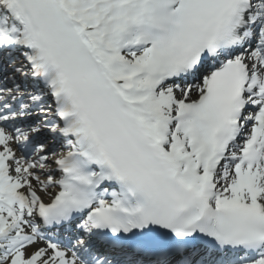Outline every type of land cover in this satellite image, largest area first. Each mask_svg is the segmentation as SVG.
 Here are the masks:
<instances>
[{
  "label": "bare ground",
  "instance_id": "obj_1",
  "mask_svg": "<svg viewBox=\"0 0 264 264\" xmlns=\"http://www.w3.org/2000/svg\"><path fill=\"white\" fill-rule=\"evenodd\" d=\"M96 2H101L97 6H95ZM1 3V0H0ZM64 4L68 7V14L76 20L83 22L86 26L84 31V36L86 41L89 43L91 47L97 48L99 51L101 49L99 45V41L102 39L104 33H110L114 29V33L109 36V42H114L115 35L119 34V29L123 26L122 21L115 20V23H110L111 19H113L116 15L121 14L122 11L114 12L112 17H108L105 20H102L103 15L99 14L103 10L104 6L107 4L109 8L113 6V3H110L109 0H64ZM12 7L17 8L16 4H13ZM105 14V12L103 13ZM22 15V14H21ZM27 19L24 17L21 20V28L25 26ZM146 80V77L142 78L141 81ZM156 83V82H153ZM175 92L168 91L160 95L156 98L153 103L157 105L156 111L160 110V107L168 105L169 102L173 99ZM24 167H27L24 169ZM36 165L34 167L29 168L28 163H21L18 168L15 170L17 175H22V183L23 185H27L32 192L29 195V198L32 199L35 196L43 195V192H39V188H44V185L39 184V179L37 178L38 172L35 171ZM47 168H52L50 163H47ZM29 169V171H28ZM28 171V172H27ZM27 172V173H25ZM45 179V178H44ZM45 193L50 192V189L44 190ZM8 224H11L9 221H5L0 216V228L6 227ZM37 249V247L31 248L29 253ZM9 261V257L5 258L4 256L0 255V264H6ZM19 264V263H16Z\"/></svg>",
  "mask_w": 264,
  "mask_h": 264
}]
</instances>
